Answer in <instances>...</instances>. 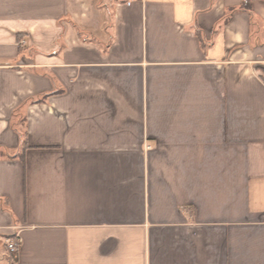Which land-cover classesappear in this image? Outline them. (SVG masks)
Segmentation results:
<instances>
[{"label":"crops","instance_id":"0c3cea01","mask_svg":"<svg viewBox=\"0 0 264 264\" xmlns=\"http://www.w3.org/2000/svg\"><path fill=\"white\" fill-rule=\"evenodd\" d=\"M242 1L0 0V264H264V0L223 24Z\"/></svg>","mask_w":264,"mask_h":264},{"label":"trees","instance_id":"16d2710c","mask_svg":"<svg viewBox=\"0 0 264 264\" xmlns=\"http://www.w3.org/2000/svg\"><path fill=\"white\" fill-rule=\"evenodd\" d=\"M237 10H245L247 12L250 13V15H252V7L250 5V3L247 0H243L242 3L237 6V7H231L227 10V13L225 14V16L223 17L222 23L226 24L229 21L230 15ZM196 34L198 35L199 40L201 39V34L199 32V30L196 31ZM261 79L264 82V70H262V74H261ZM57 92L56 90L49 92L47 94H44L42 96L39 97H29L26 100H24L21 104H19L15 111L13 112V116L16 122H18L19 124H21L22 126H25V115L24 114V110L25 108L30 105V104H34V103H40L43 102L46 97H48L50 94ZM13 126V129L15 131H17L19 138H20V143H21V153L19 155L20 159L23 158V152L25 147L27 146V141H26V132H20L19 130H17V128L14 126V124H11ZM3 207L7 208V203L3 200Z\"/></svg>","mask_w":264,"mask_h":264},{"label":"built area","instance_id":"2783aa9c","mask_svg":"<svg viewBox=\"0 0 264 264\" xmlns=\"http://www.w3.org/2000/svg\"><path fill=\"white\" fill-rule=\"evenodd\" d=\"M19 240L16 237V234L11 235L6 239V247L10 254H15L18 249Z\"/></svg>","mask_w":264,"mask_h":264}]
</instances>
